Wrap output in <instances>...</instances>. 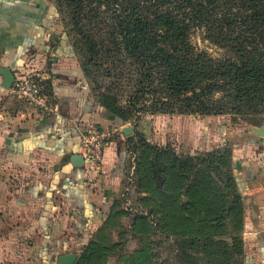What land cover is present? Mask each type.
I'll list each match as a JSON object with an SVG mask.
<instances>
[{"label": "trees", "instance_id": "16d2710c", "mask_svg": "<svg viewBox=\"0 0 264 264\" xmlns=\"http://www.w3.org/2000/svg\"><path fill=\"white\" fill-rule=\"evenodd\" d=\"M54 2L69 13L67 34H76L74 53L95 100L119 125L139 111L264 114V0ZM193 28L226 54L196 48ZM141 127L127 137V150L138 153L132 180L149 209L133 214L132 229L144 241L120 264H243L245 206L231 145L182 155L150 144ZM116 207L113 200L104 222L125 213ZM155 237L167 242L160 262ZM105 243L88 238L74 264H101L118 244Z\"/></svg>", "mask_w": 264, "mask_h": 264}, {"label": "crops", "instance_id": "0c3cea01", "mask_svg": "<svg viewBox=\"0 0 264 264\" xmlns=\"http://www.w3.org/2000/svg\"><path fill=\"white\" fill-rule=\"evenodd\" d=\"M1 67L15 76L38 74L54 111H38L14 95L12 86L5 89L0 74V224L13 216L29 221V230L40 233L29 245L31 260L55 264L54 254L66 246L62 234L85 244L88 228L104 219L120 194L129 173V135L120 127L131 126L132 134L135 129L129 122L119 125L95 100L53 0H0ZM222 117L195 121L191 148L231 145L245 206L242 237L257 255L256 263L250 262L255 256H247L245 264H264V136L253 132V125L233 130ZM90 124L108 132L96 169L70 161L72 154L83 153L80 139ZM67 221L72 227L66 233ZM25 230L21 237L29 235Z\"/></svg>", "mask_w": 264, "mask_h": 264}, {"label": "rangeland", "instance_id": "374dc122", "mask_svg": "<svg viewBox=\"0 0 264 264\" xmlns=\"http://www.w3.org/2000/svg\"><path fill=\"white\" fill-rule=\"evenodd\" d=\"M60 19L65 27L69 28L70 17L66 8L61 9ZM69 35L71 39L75 40L76 34L73 31H69ZM190 40L196 48L206 51L215 58H220L226 54L225 51L218 45L204 38V31L201 28H193L191 30ZM126 94L127 92L122 95V103L125 102V99L127 97ZM202 116L203 115L199 113H148L147 111H139L138 113L133 114L128 122L134 126H138V124H141V129H143V132L141 133L143 134L145 132L146 139L150 144L162 147L169 146L176 153L182 155H194L200 150L198 151L194 146L192 147L193 150L191 148L190 140L191 134L193 135L192 128L195 121L201 119ZM218 116H223L222 118L224 119V122L226 123L227 120L232 126L231 129L236 131H240L241 129H243V127H249L250 125H253L251 124V122L255 120L260 121L261 124L253 126L264 125V114H261V116L247 118L242 115L232 114H222ZM231 129H229V131H232ZM182 133L184 134V136ZM178 134H182V138L184 137V140L182 142L179 141ZM220 144L223 145V143ZM127 151L129 154V173L123 179L120 194L117 196V198L114 199L118 203V207H116L115 212L124 211L125 213L118 214L114 219H110L106 222H104L105 220H102L101 222H94V224L91 225L90 228H88L90 234V236L88 237L89 240H93L95 238L98 241L106 242L105 244L108 245L112 243H118L115 249L109 252L107 256L101 260V264H120L122 255L140 248L144 241L143 237L140 234H137L135 231H133L132 217L135 213H139L140 211H147L149 209V206H147L142 199L146 194L139 192L137 185H135L132 180L134 179L135 175V162L137 160L136 154L138 155V153L131 149L130 151ZM28 222H25L23 220L18 221L14 216L9 217L6 221L1 222L0 264H40L35 262L34 260H31V253L29 250V245H31L32 242L38 241V239H40L38 238L40 233L38 234L37 230L31 232L33 230H29L30 226L27 224ZM244 223L245 221L243 217V229ZM71 227V222L67 221L65 232L67 233V231L71 229ZM22 228L26 229L25 232H29V235H26L25 233V236L21 237L20 234ZM97 234L104 236V239H97V237H95V235ZM62 236L61 238L66 240V246L64 248H60L56 256L58 254L67 252H77L78 254H80L87 244L78 243L75 236ZM155 240V249L158 251V254L160 256V258L158 257V260L160 262L167 256V242L164 238L163 241H158V238L155 237ZM242 240L244 249L242 261L243 264H245V258H247V256H255V259L250 260V262L256 263L257 255L250 253L249 249H247L243 237ZM157 244H160L161 247H157Z\"/></svg>", "mask_w": 264, "mask_h": 264}, {"label": "built area", "instance_id": "2783aa9c", "mask_svg": "<svg viewBox=\"0 0 264 264\" xmlns=\"http://www.w3.org/2000/svg\"><path fill=\"white\" fill-rule=\"evenodd\" d=\"M41 77L32 72H19L12 85L14 95L27 101L38 111L50 113L54 108L44 92ZM108 132L101 127L90 124L81 135L80 144L83 148L84 161L90 169L99 168L103 161V149Z\"/></svg>", "mask_w": 264, "mask_h": 264}, {"label": "water", "instance_id": "95a60500", "mask_svg": "<svg viewBox=\"0 0 264 264\" xmlns=\"http://www.w3.org/2000/svg\"><path fill=\"white\" fill-rule=\"evenodd\" d=\"M0 74L2 75V86L5 89H9L15 81L14 72L9 67H1ZM120 130L126 136L132 134L131 126H121ZM252 130L256 134L264 136V125L252 126ZM70 161L75 165H82L84 162V157L81 153H74L71 155ZM78 256L79 254L77 252H67L58 254L56 257V264H74Z\"/></svg>", "mask_w": 264, "mask_h": 264}]
</instances>
